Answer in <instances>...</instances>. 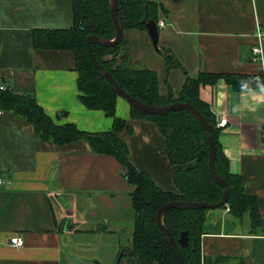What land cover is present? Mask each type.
<instances>
[{"label":"crops","instance_id":"0c3cea01","mask_svg":"<svg viewBox=\"0 0 264 264\" xmlns=\"http://www.w3.org/2000/svg\"><path fill=\"white\" fill-rule=\"evenodd\" d=\"M147 1L166 11L157 24L159 50L148 31H126L128 60L157 72L164 92L177 93L187 78L201 72L264 74V60L253 58L257 29L264 30V0ZM73 22L74 0H0V82L34 95L53 118L66 112L60 124L107 132L113 118L80 102L74 52L34 48L36 30L69 29ZM166 55H173L181 67L169 68ZM200 98L218 125L222 117L229 120L220 128V141L231 172L243 178L248 195L257 197L264 229V89L237 92L221 80L201 86ZM117 116L132 128L120 137L129 146L133 165L163 190L176 192L163 134L153 123L133 119L131 106L121 98ZM125 174L117 160L94 153L87 142L57 146L40 141L31 123L0 111V177L5 180L0 186V264H99L83 255L87 251L75 240L95 234L102 223L105 232L131 233L134 187ZM99 211L110 214V220L98 218ZM15 236L24 247L10 244ZM202 254L207 264L216 259L264 264V232L253 230L249 214L238 218L228 208L209 210Z\"/></svg>","mask_w":264,"mask_h":264},{"label":"trees","instance_id":"16d2710c","mask_svg":"<svg viewBox=\"0 0 264 264\" xmlns=\"http://www.w3.org/2000/svg\"><path fill=\"white\" fill-rule=\"evenodd\" d=\"M119 22L124 30L147 31L146 23H159L165 13L162 5L147 0H118ZM117 36L112 20L111 0H74L73 26L64 30H36L34 48L37 50L72 51L76 57L79 74V99L89 110L102 111L113 118L110 131L89 133L74 123L60 124L66 112L57 118L50 116L39 105L32 94H20L12 87L0 82V111L9 112L31 123L37 138L57 146L85 141L92 151L117 160L126 168V178L134 187L130 193L136 213L132 249L126 254L128 264H179L164 233L158 225L159 210L171 202H198L217 204L223 196V188L210 173V145L201 124L189 111L170 112L166 115H149L131 107L133 119L153 123L166 139V155L174 169L173 183L176 192H167L157 185L153 178L140 172L131 161V152L120 133H132L128 122L117 116V102L120 98L107 80L97 72L89 52L87 41L95 37L113 41ZM125 38L114 47L92 45L99 63L107 70L118 85L131 97L153 107H167L176 103L195 107L213 129L217 146L216 171L229 185L228 208L232 215L244 218L249 214L252 228L263 229L257 197L248 195L243 178L231 172L230 161L220 141L221 130L210 106L200 98V88L215 85L223 80L235 91H257L264 89V74L245 75L234 73H205L187 78L177 93L169 89L164 92L157 72L136 67L129 63V50ZM169 68L181 67L173 55L165 56ZM2 83V85H1ZM209 210H169L164 224L178 242L184 232L188 243L179 245L186 264H207L202 254V238L206 213ZM125 255V256H126ZM216 259L215 264H223Z\"/></svg>","mask_w":264,"mask_h":264},{"label":"water","instance_id":"95a60500","mask_svg":"<svg viewBox=\"0 0 264 264\" xmlns=\"http://www.w3.org/2000/svg\"><path fill=\"white\" fill-rule=\"evenodd\" d=\"M112 2V20L116 27L117 36L115 40L113 41H104L95 37H90L87 41V45L89 47L90 56L92 59V62L99 73V75L107 80L109 84L111 85L113 91L118 94V96L122 99H124L131 107L149 114V115H166L170 112H176V111H182L186 110L192 113L195 118L198 120V122L201 124L202 128L204 129L210 145V164L209 169L212 177L214 180L223 188V196L219 203L217 204H208V203H198V202H171L163 206L157 215L158 225L161 231L164 233L172 251L176 255V258L179 262V264H186L185 260L181 254L179 245L185 246L188 243V233L184 232L181 235L180 240L177 242L173 236L170 234V232L167 230L165 224H164V217L165 214L172 209H181V210H215L218 208H223L228 203L229 198V185L226 181H224L217 173L216 171V158H217V146L215 137L213 135V129L211 125L207 122L205 117L192 105L184 104V103H176L167 107H153L149 106L133 97H131L129 94H127L115 81L113 76L105 70V68L99 63L97 58L94 55V52L92 50V45L98 44L103 47H114L118 44H120L124 38V30L119 22V15H118V0H111ZM147 31L151 37L153 46L156 50H159V29L157 26V23L154 21H149L146 23Z\"/></svg>","mask_w":264,"mask_h":264},{"label":"rangeland","instance_id":"374dc122","mask_svg":"<svg viewBox=\"0 0 264 264\" xmlns=\"http://www.w3.org/2000/svg\"><path fill=\"white\" fill-rule=\"evenodd\" d=\"M85 209L86 206L83 207V209H79L80 214L82 213V210ZM97 216H99L98 218H102V220H110L111 218L110 214L108 215L105 211H99ZM102 224L97 225L100 229L95 234L76 237L75 243L79 245L81 250L87 251L83 255H87L88 258L99 264H128V257L127 255H124V252L132 249V230H134V226H130L131 233L123 231L115 235L101 229L104 226ZM95 225L96 223H94L93 226Z\"/></svg>","mask_w":264,"mask_h":264},{"label":"built area","instance_id":"2783aa9c","mask_svg":"<svg viewBox=\"0 0 264 264\" xmlns=\"http://www.w3.org/2000/svg\"><path fill=\"white\" fill-rule=\"evenodd\" d=\"M257 39L258 43L253 47V58L254 61H263L264 60V30L259 27L257 29ZM0 89H4V87L0 86ZM229 120L226 117H222L221 121L218 125L219 128H224L228 125ZM5 183V180L0 177V186ZM10 244L15 248H22L25 245L23 239L19 236H15L11 238Z\"/></svg>","mask_w":264,"mask_h":264}]
</instances>
